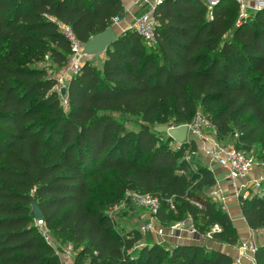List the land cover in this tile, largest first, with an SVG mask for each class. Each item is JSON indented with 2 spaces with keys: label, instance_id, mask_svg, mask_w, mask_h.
<instances>
[{
  "label": "trees",
  "instance_id": "obj_1",
  "mask_svg": "<svg viewBox=\"0 0 264 264\" xmlns=\"http://www.w3.org/2000/svg\"><path fill=\"white\" fill-rule=\"evenodd\" d=\"M122 11V0H0V264H61L36 226L34 202L58 242L80 247L74 264H234L206 245L136 247L140 231L119 233L92 202V181L113 176L110 206L127 191L150 194L160 224L191 217L201 240L218 223L210 240L238 244L227 210L209 195L213 172L185 157L194 141L174 150L149 124L190 125L200 113L218 141L236 132V149H264V8L239 20L234 0L210 12L200 0H165L154 10V43L123 31L100 66L86 59L70 76L64 106L52 73L37 66L67 62L57 22L86 42ZM113 113L146 123L128 130ZM239 205L249 228L264 229V192ZM253 257L264 264V243Z\"/></svg>",
  "mask_w": 264,
  "mask_h": 264
},
{
  "label": "built area",
  "instance_id": "obj_2",
  "mask_svg": "<svg viewBox=\"0 0 264 264\" xmlns=\"http://www.w3.org/2000/svg\"><path fill=\"white\" fill-rule=\"evenodd\" d=\"M165 0H133V6L142 8V13L136 18L132 24L139 33L144 36V39L148 44H152L155 41V29L158 22L154 16V10L157 6L161 5ZM173 1V0H171ZM210 12L221 0H200ZM239 7V20L246 19L251 12L257 11L264 8V0H234ZM121 17H115L111 21V26L117 24ZM58 29L62 32L69 41L70 53L66 64L57 72L53 73L52 76L56 80L55 88L61 94V90L66 87L70 76L78 71L81 64L87 59L84 54V42L79 40L69 25L57 22ZM63 97V96H62ZM61 97V98H62ZM63 104L66 105L65 97L62 98ZM211 127L215 134V138H210V147L207 150L209 160L215 165L224 169V179L229 180L235 184V196L239 200L240 197L246 198L252 195L264 192V149L260 150V155L255 156L251 151H245L242 149H236L233 146L222 144L216 138V130L210 124V122L200 115L196 116L193 124L189 125V132L193 133L192 140L207 138L203 133L204 128ZM187 136V142H189ZM211 170V169H210ZM212 171V170H211ZM254 172H258L253 178L249 179L250 175ZM218 181L216 180V183ZM127 197L131 199L135 207H145L149 211L150 217L156 222V213L159 209V200L157 197L150 194H140L135 191H127ZM210 197L220 204H225V197L221 195L219 188H214L209 192ZM153 219L146 225H141L139 231L141 234L145 233L149 229H154ZM36 226L38 227L41 235L45 242L51 245L56 254L59 256L61 264H74L72 256L73 245L69 243V246L62 248L61 242H58L50 229H48L42 218H35ZM190 222L188 231L193 235H197L198 232L192 224L191 217L187 218ZM184 229V222H175L170 227V236L175 237L178 235V231ZM221 227L218 223L210 227L204 237L207 239L211 238V234L216 231H220ZM141 242V241H140ZM138 242L136 247L143 246L142 243ZM257 243L254 239L242 241L238 245V251L240 256L247 258L249 261L255 264L253 254L255 252Z\"/></svg>",
  "mask_w": 264,
  "mask_h": 264
},
{
  "label": "rangeland",
  "instance_id": "obj_3",
  "mask_svg": "<svg viewBox=\"0 0 264 264\" xmlns=\"http://www.w3.org/2000/svg\"><path fill=\"white\" fill-rule=\"evenodd\" d=\"M123 1H125V0H123ZM124 15H125V13H124V7H123L121 17H124ZM125 18L126 19L124 20V22L120 24L121 27L126 26V25H130V23H129V21L131 20L130 17L127 16ZM116 28H117V26H114L113 30L116 31ZM103 58H104L103 53L98 54L96 56H91V57L87 56V59L91 60V62H93L97 66H100ZM37 66L46 67L48 69V73H52V74L55 73L52 70H56V72L58 70V68L53 69L50 67V62L47 60V58L43 62H39L37 64ZM60 96L65 97V95H63V94H60ZM64 106H65V104H64ZM113 114L117 118V120L119 122H121L124 125V127L128 130H137L142 123H146L141 118V116L126 115V114H121V113H113ZM202 116L204 117V115H202ZM149 125L151 127H153L156 124H149ZM202 130H203V133L205 134V136L207 137V139L215 138V134H214L213 129L211 127L204 128ZM192 137H193V133L190 132V134L188 135V140H192ZM197 140H199V139H197ZM193 141L195 143L196 152L193 154H190L187 152V153H185V157L188 160H190L191 162H193L194 164L200 163L202 165H205L206 156L203 154L202 149L198 147L197 141H195V140H193ZM236 141H237V136H236V132H234L233 135L227 137L226 139L221 141V143L224 145H228V146H234L236 144ZM169 145L174 150H176L178 147V143L174 140H172L169 143ZM259 147L260 146L257 145L251 151V153L254 154L255 156L260 155L261 148H259ZM112 177L113 176L111 174H106V175H103V177L99 181H92V188H93L92 202H98L105 207V212L110 217H112L113 222L115 224V228L119 231V233L121 235H126L128 231H132V230L138 231L141 228V225H146L149 222H152L151 220L153 218L150 217L148 209H146L145 207H135V205L133 204L131 199L129 197H127L126 193H124L123 196H121L122 198L117 204L110 206L113 203V200L115 199V197H117V195H118V192L115 190V184L112 180ZM217 203L224 208V205L220 204L219 202H217ZM176 222H178V221H176ZM180 222H184V229L178 231L177 233L178 234L179 233L180 234L181 233H187L188 232L187 229H188V226L190 225V222L187 221V218L180 220ZM153 223L155 225H157V227L159 226V229L156 227L157 230L162 231L163 236L165 237L163 239L162 243H159V244H162L165 247L170 248L171 245L174 244L173 242L177 240V238L171 239L169 237H166V234L168 233L170 227L175 222L171 223V224H160L157 220L155 222L153 219ZM153 231H154V229L153 230L149 229L144 234L142 233L141 234L142 240L140 243L145 245L148 242H155L157 240V238H156L155 234H152ZM158 241H161V240H158ZM200 243H202V239H201ZM60 244H61L60 246L62 248H66L67 246H69L68 242H64V243H60ZM205 245L208 246L207 241H205ZM72 249H73L72 256L74 259L76 254L80 250V247H78V248L72 247Z\"/></svg>",
  "mask_w": 264,
  "mask_h": 264
},
{
  "label": "crops",
  "instance_id": "obj_4",
  "mask_svg": "<svg viewBox=\"0 0 264 264\" xmlns=\"http://www.w3.org/2000/svg\"><path fill=\"white\" fill-rule=\"evenodd\" d=\"M122 3H123L125 15L124 17H121L120 21L117 24L114 25V26H117V28H116V31L115 30L113 31L117 35L121 34L126 29L132 27L134 20L138 18L140 14L142 13V8L138 6L137 7L133 6V0H125V1L122 0ZM127 16H129L131 19L129 21L131 26L126 25V26L121 27L120 24L124 22V20L126 19L125 17ZM210 143H211L210 138L197 140L198 147L202 149L203 154L206 156L205 166L212 170L215 176V179L218 181L212 189L219 188L221 195L225 197L226 202L224 204V209L227 210L238 232L239 242L237 245H227V244L218 243V242L205 238V239H202V243H200L201 240L196 239L194 235L190 233L189 231L187 233H181V234L179 233L177 236L171 237L170 230H169L168 233L166 234V237H169L171 239L177 238V240L173 242L174 243L173 245L181 244V243L205 245V241H207V244H208L207 247L229 254L233 258L234 264H254L251 261H249L247 258L240 256L239 251H238V245L240 242L247 241L250 239H254L257 245L263 244L264 243V229L253 230L249 228L248 225L246 224V221L244 220L241 214L239 200L235 196V184L229 180L224 179L223 177L224 169L212 163L208 158L207 150L210 147ZM258 174H259L258 172L252 173L249 179L253 178L255 175H258ZM156 227L157 225H154V231L152 234H155L157 238L155 242L162 243L165 237L163 236L162 231L157 230V228L159 229V226L157 228ZM158 240H161V241H158Z\"/></svg>",
  "mask_w": 264,
  "mask_h": 264
},
{
  "label": "water",
  "instance_id": "obj_5",
  "mask_svg": "<svg viewBox=\"0 0 264 264\" xmlns=\"http://www.w3.org/2000/svg\"><path fill=\"white\" fill-rule=\"evenodd\" d=\"M117 36L118 35L114 33L112 27H107L105 30L94 34L86 42H84V54L91 57L105 53L106 49L116 41ZM65 90L66 88H63L61 93H65ZM153 130L159 134L168 135L172 140L176 141L178 145H181L187 142L189 125H157L154 126ZM32 215L34 218L42 217V212L35 202L32 203Z\"/></svg>",
  "mask_w": 264,
  "mask_h": 264
}]
</instances>
